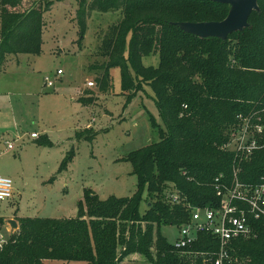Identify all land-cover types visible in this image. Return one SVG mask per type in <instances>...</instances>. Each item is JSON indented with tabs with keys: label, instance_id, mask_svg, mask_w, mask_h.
<instances>
[{
	"label": "trees",
	"instance_id": "trees-1",
	"mask_svg": "<svg viewBox=\"0 0 264 264\" xmlns=\"http://www.w3.org/2000/svg\"><path fill=\"white\" fill-rule=\"evenodd\" d=\"M21 2L0 0V70L8 56L40 51L42 16L52 3L20 11ZM256 3L247 26L221 39L200 38L179 25L221 22L229 13L226 5L206 0H91L95 10L122 15L108 36L107 62L96 80L99 90L106 88L113 68L120 71L123 94L148 87L162 121L159 140L125 157L136 178L131 197L102 201L85 189L74 218L20 219L0 251V264H120L134 254L148 264L215 263L219 244L210 234L200 233L192 244L176 249L161 228H180L194 208L218 207L216 187L225 191L235 179L254 187L264 179V147L247 159L222 150L238 117L264 125V0ZM85 19L81 4L76 14L81 36ZM151 54L158 55L156 68L141 63ZM35 143L52 146L45 137ZM73 156L71 150L59 171L66 170ZM144 193L146 209L141 213ZM168 193L180 202L172 203ZM3 226L0 217V231ZM228 256L223 264H264V218L255 222L252 237L232 242Z\"/></svg>",
	"mask_w": 264,
	"mask_h": 264
},
{
	"label": "rangeland",
	"instance_id": "rangeland-1",
	"mask_svg": "<svg viewBox=\"0 0 264 264\" xmlns=\"http://www.w3.org/2000/svg\"><path fill=\"white\" fill-rule=\"evenodd\" d=\"M49 3L39 53L8 56L0 70V177L12 181V198L0 202V233L6 240L23 218H74L85 189L102 201L131 197L136 178L125 157L157 142L162 127L148 87L123 94L118 68L109 70L103 91L96 83L107 62L109 33L118 26L121 12H100L91 8V0H22L19 10L34 4L44 9ZM81 4L86 9L84 36L76 21ZM141 63L156 68L158 55L144 56ZM45 78L53 87L44 86ZM31 134L45 137L52 146H37ZM7 144L14 150L8 152ZM71 150L72 161L59 171ZM142 199L141 213L146 193ZM8 220L16 222V230ZM161 233L173 244L179 228L163 226ZM120 264L148 263L142 256H129Z\"/></svg>",
	"mask_w": 264,
	"mask_h": 264
},
{
	"label": "built area",
	"instance_id": "built-area-1",
	"mask_svg": "<svg viewBox=\"0 0 264 264\" xmlns=\"http://www.w3.org/2000/svg\"><path fill=\"white\" fill-rule=\"evenodd\" d=\"M57 75L62 73L57 71ZM44 82L45 87H53L48 78ZM88 86L93 85L89 83ZM238 119V126L233 129L230 141L222 150L233 153L235 157L247 159L264 147V125L258 124L251 117ZM30 139L37 140L38 136L31 134ZM13 150V144H7V151ZM216 191V197L220 200L218 207L192 209L189 221L179 228V237L173 245L176 249H182L192 244L198 234H210L219 244V253L214 264H223L230 259L228 250L232 242L252 237L255 222L264 218V179L254 187L244 186L235 179L229 189L221 191L216 187ZM11 198V179L0 177V202ZM167 199L176 204L180 202L174 193H168ZM6 242V238L0 234V251Z\"/></svg>",
	"mask_w": 264,
	"mask_h": 264
},
{
	"label": "water",
	"instance_id": "water-1",
	"mask_svg": "<svg viewBox=\"0 0 264 264\" xmlns=\"http://www.w3.org/2000/svg\"><path fill=\"white\" fill-rule=\"evenodd\" d=\"M219 5L230 7L227 17L221 22L181 24L180 29L197 35L200 38H221L226 39L231 33L241 31L247 26L250 14L257 10L256 0H206ZM7 224L13 230L17 224L8 220Z\"/></svg>",
	"mask_w": 264,
	"mask_h": 264
},
{
	"label": "crops",
	"instance_id": "crops-1",
	"mask_svg": "<svg viewBox=\"0 0 264 264\" xmlns=\"http://www.w3.org/2000/svg\"><path fill=\"white\" fill-rule=\"evenodd\" d=\"M76 96L78 97V93H76ZM34 141H36V140H34ZM139 255H137V254H134L133 256L131 255V258H135V257H138ZM127 259V258H126ZM131 260V262H136V259H130Z\"/></svg>",
	"mask_w": 264,
	"mask_h": 264
}]
</instances>
